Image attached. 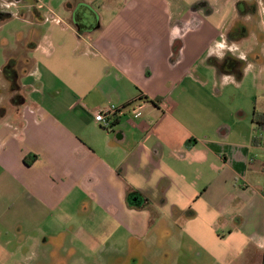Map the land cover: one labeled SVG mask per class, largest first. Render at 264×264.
I'll return each mask as SVG.
<instances>
[{"label":"crops","instance_id":"crops-1","mask_svg":"<svg viewBox=\"0 0 264 264\" xmlns=\"http://www.w3.org/2000/svg\"><path fill=\"white\" fill-rule=\"evenodd\" d=\"M42 6L0 0V29L27 26L21 60L0 43V264L18 232L77 214L95 250L87 218L127 236L111 240L116 262L264 264V141L253 121L264 112V0H110V18L81 33ZM227 57L244 61L241 80L211 62ZM196 84L211 95L237 85L252 106L237 109L235 128L208 127ZM109 104L118 114L107 130L95 111Z\"/></svg>","mask_w":264,"mask_h":264},{"label":"rangeland","instance_id":"rangeland-1","mask_svg":"<svg viewBox=\"0 0 264 264\" xmlns=\"http://www.w3.org/2000/svg\"><path fill=\"white\" fill-rule=\"evenodd\" d=\"M29 2H36V0H28ZM42 3L43 11H46L50 7L57 11V15L61 17H67L73 19L75 11H82L84 8L83 2L92 1L93 5L91 7L96 11L97 18L94 16H89V21L91 24L97 25L96 22L107 21L112 12H107L103 8L105 3H109L110 0H70L72 11L68 8L63 7V2L65 0H38ZM2 15V14H0ZM3 16V15H2ZM102 17V18H101ZM27 31V26L22 27L19 22H12L7 26L0 29V43L5 41L9 47V52L13 60H21L25 53L21 49L20 36L23 31ZM15 61V60H14ZM5 63V53H3L0 47V67ZM253 74V71H251ZM253 79V81L251 80ZM247 83H254V78L252 75H247ZM247 87V86H246ZM249 91V87H247ZM192 94H195V98L203 100L199 105L201 107L200 111H204L206 114V123L208 127H212L217 118L229 121L234 125V115L239 107H245L250 109L252 106V100L249 97H244L243 92L239 89L237 85H228L221 88L219 95H211V85L203 86L200 84L193 85ZM212 120V121H211ZM236 120V119H235ZM247 124L251 123L249 119H246ZM257 131V127H256ZM258 159L264 158V146L259 147L257 150ZM77 207L72 205V213L76 211ZM73 217L75 214H72ZM76 215L75 220L66 225H61L58 222V217H49L48 220L39 229H29L18 232L20 235L18 240L7 244L3 252L4 257L2 264H137L130 261L126 262H116L114 251L112 249L111 240L120 239L125 240L127 236L124 234H119L108 226L107 228H100L99 226L89 223L88 218L87 223L83 222V227L86 229L87 233H91L95 238L102 244L101 247L95 248L89 246L87 241L82 240L81 232L78 230L79 223L84 221L81 215ZM80 218V219H79ZM30 227V226H29ZM120 241H116V244ZM157 250V246L155 247ZM127 256V253L124 254ZM155 255L147 254L143 256L142 261L139 264H160Z\"/></svg>","mask_w":264,"mask_h":264},{"label":"trees","instance_id":"trees-1","mask_svg":"<svg viewBox=\"0 0 264 264\" xmlns=\"http://www.w3.org/2000/svg\"><path fill=\"white\" fill-rule=\"evenodd\" d=\"M70 2L67 4L68 7H71ZM83 4H84L83 5L84 7H88L90 9V12L86 15L81 14V17H76V19H75V23L78 26L80 33H81V31L83 32L87 29H92L93 26H95L94 24H92L91 26H88L89 16H94V18H97V13H96V11H94V9L91 7V5H88L86 3H83ZM82 9H86V8H82ZM2 15L4 17L7 16L6 14H2ZM211 62L213 65L217 66L221 72L233 74L238 80H241L244 76V61L241 59H237V58H233V57H227L223 61H219L217 59H212ZM4 72H5L6 76L8 77V79L12 83V90L17 91L19 89L18 76L16 74V71L14 70L13 63H8L4 67ZM12 101L15 104H20L23 101V97L19 94H15L13 96ZM253 121L258 127L264 126V112L259 113L258 111H254ZM260 143H261V141L259 139L255 140L256 145H258Z\"/></svg>","mask_w":264,"mask_h":264},{"label":"built area","instance_id":"built-area-1","mask_svg":"<svg viewBox=\"0 0 264 264\" xmlns=\"http://www.w3.org/2000/svg\"><path fill=\"white\" fill-rule=\"evenodd\" d=\"M135 112H137L135 110ZM118 114V105L109 104L105 107L99 108L95 111V120L100 123L104 129H110L114 123ZM258 138L264 141V126H257ZM264 195V188H263Z\"/></svg>","mask_w":264,"mask_h":264},{"label":"flooded vegetation","instance_id":"flooded-vegetation-1","mask_svg":"<svg viewBox=\"0 0 264 264\" xmlns=\"http://www.w3.org/2000/svg\"><path fill=\"white\" fill-rule=\"evenodd\" d=\"M83 3H85V2H83ZM84 8H86V9H82V11H79V10L75 11L74 16H73L74 21H75L76 17H81V14L86 15L90 12V9L88 7H84Z\"/></svg>","mask_w":264,"mask_h":264},{"label":"clouds","instance_id":"clouds-1","mask_svg":"<svg viewBox=\"0 0 264 264\" xmlns=\"http://www.w3.org/2000/svg\"><path fill=\"white\" fill-rule=\"evenodd\" d=\"M6 7H8V8H13L14 5H12V4H8V5H6ZM221 46H222V45H221Z\"/></svg>","mask_w":264,"mask_h":264}]
</instances>
